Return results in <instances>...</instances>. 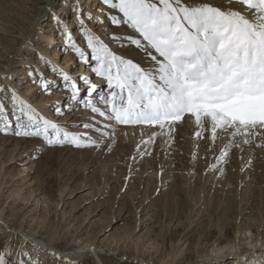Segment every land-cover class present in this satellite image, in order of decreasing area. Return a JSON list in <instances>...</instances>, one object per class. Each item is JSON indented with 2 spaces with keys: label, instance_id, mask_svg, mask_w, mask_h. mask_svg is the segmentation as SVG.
Here are the masks:
<instances>
[{
  "label": "rangeland",
  "instance_id": "374dc122",
  "mask_svg": "<svg viewBox=\"0 0 264 264\" xmlns=\"http://www.w3.org/2000/svg\"><path fill=\"white\" fill-rule=\"evenodd\" d=\"M111 11L102 0H0V103L13 131L15 94L65 131L99 143L49 145L0 132V255L6 264H264V167L256 168L263 156L228 174L222 150L208 161L190 137L92 111H106L102 98L115 89L93 70L85 31L120 57L134 54ZM65 74L81 85L80 100ZM72 250L83 256L64 254Z\"/></svg>",
  "mask_w": 264,
  "mask_h": 264
},
{
  "label": "snow or ice",
  "instance_id": "6c2138e0",
  "mask_svg": "<svg viewBox=\"0 0 264 264\" xmlns=\"http://www.w3.org/2000/svg\"><path fill=\"white\" fill-rule=\"evenodd\" d=\"M102 3L112 10L113 25H127L138 34L128 42L143 49L154 64L146 68L120 57L86 30L87 46L97 61L93 70L106 78L109 89H115L110 98H102L108 109L92 106L93 112L120 125H159L169 134L178 125L194 122L205 128L207 122L213 141L218 130L233 141L243 137L245 144L255 137L264 138V0H223L218 6L210 0ZM231 4L240 7H229ZM76 50L85 55L82 49ZM65 78L74 85L75 99L80 100L81 85L70 75ZM43 87L48 88L47 82ZM91 92H97L94 83ZM11 98L20 115L14 116L13 131V119L4 118L6 106L0 103V132L43 137L49 145L67 142L99 147L87 133H69L40 116L19 96ZM81 127L106 135L94 125ZM195 136L203 138L201 131ZM227 155L228 151H223L220 160ZM0 264H6L3 255Z\"/></svg>",
  "mask_w": 264,
  "mask_h": 264
},
{
  "label": "bare ground",
  "instance_id": "6f19581e",
  "mask_svg": "<svg viewBox=\"0 0 264 264\" xmlns=\"http://www.w3.org/2000/svg\"><path fill=\"white\" fill-rule=\"evenodd\" d=\"M210 2L213 3L214 5L215 4H217V5H220L221 4V3H219V0H210ZM237 7L239 8L240 6H237ZM120 34H122L121 37H122V40H123V44L124 45H131L128 42V38L129 37H137L138 36V34L133 29H131V27H129L127 25H124V24H121ZM130 48H131V46H130ZM132 60L134 62L140 64L142 67H146V68H150L154 64V62L150 60V58L147 56L146 52L143 49H138L135 46H134V54L132 56ZM157 127L160 128L159 125H157ZM207 127H208L207 122H206L205 128H198L195 125L194 122H190V123H186V124H182V125L176 126L175 131L172 132V133H170V134H172V135H174L175 137H178V138L179 137H183V138L184 137H190L191 139H193V141H192V143L194 144L193 147H197V148L202 147V150H201V153H203L202 156H204V154H205V156L208 158V161H210L214 157V155L217 154V152H219L221 150H222V152L225 151V150H227L228 151V155L225 158H227L229 156V158H230V163L229 164L231 165L230 167H228L229 168L228 174H233V173H235V171L238 174H241L244 171H246V170H244V162L245 161L246 162H253L254 163V161H255L256 158L259 159V157H261V156L264 157V138L255 137V138H252L253 139V142L252 143L245 144V143H243V137L237 136L235 138V141H233L232 138H231V136L229 134L224 133V132H221V131L218 130V132H217V138H216L215 141H213L211 139L210 131L209 130H206ZM161 130L164 131V134L165 135H168L169 134L167 128L161 129ZM197 131H201L202 132V134H203V138L202 139L195 136V132H197ZM230 131L231 130H229V132ZM237 145H239V146H237ZM190 147H192V146H190ZM213 147H214V149H213ZM196 153H197V151H196ZM242 153H244V154L242 155ZM221 154L222 153H220V155ZM220 155H218V156H220ZM258 159H256V161ZM260 161H261V159H260ZM260 161L258 160L257 162L260 163ZM262 163H264V161ZM262 163H260V164H262ZM254 164H256V163H254ZM256 166H257V164H256ZM258 167H264V164H263V166L260 165V166H257L256 168H258ZM261 171H263L262 172V175H263L264 174V168ZM230 176H229V178L231 179ZM255 176H257V173H256ZM227 177H228V175H227ZM237 177H239V176H237ZM260 177H262V176L260 175ZM254 178H256V177H254ZM260 179L262 180L264 178L262 177ZM260 179H257V180H260ZM262 181L264 183V180H262ZM235 183H236V181H235ZM237 183L234 184V185L237 186ZM260 183H261V181H260ZM232 184H233V182H232ZM263 190H264V188H263ZM256 199H257L256 197H253L251 199V203L253 205H255L258 202ZM262 206H264V202L262 203ZM47 246H48V249H50L51 252H53L51 254L56 255L55 253H57L56 252L57 251V248L54 247L53 245H47ZM246 248H247V246L243 245V248H242L241 253L243 252V249L245 250ZM248 249H250V252H255L256 247H254L252 245ZM75 251L76 250L67 251L64 254H66V253L70 254L71 252L73 253ZM232 253H234V252H232ZM243 255H246V254H243ZM65 256L71 257L69 255H65ZM82 256H83V254L79 253L76 256H72V257L73 258H79V257H82ZM98 260L101 261L100 258H98ZM169 263L168 262H165L164 264H169ZM172 263H174V262H172ZM147 264H151V263H147Z\"/></svg>",
  "mask_w": 264,
  "mask_h": 264
},
{
  "label": "water",
  "instance_id": "95a60500",
  "mask_svg": "<svg viewBox=\"0 0 264 264\" xmlns=\"http://www.w3.org/2000/svg\"><path fill=\"white\" fill-rule=\"evenodd\" d=\"M27 240H29L28 238H27ZM41 246H43L44 248H46V246L44 245V244H42V243H39ZM47 250V249H46ZM49 250V249H48ZM47 250V251H48ZM50 251V250H49ZM85 251H88V250H85ZM82 251H76V252H73V253H70V255L71 256H73V255H75V254H79V253H81ZM89 252V251H88ZM58 255H61L62 256V254H60V253H57Z\"/></svg>",
  "mask_w": 264,
  "mask_h": 264
}]
</instances>
